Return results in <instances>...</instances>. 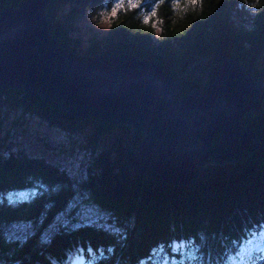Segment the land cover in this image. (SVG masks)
<instances>
[{
    "label": "trees",
    "instance_id": "obj_1",
    "mask_svg": "<svg viewBox=\"0 0 264 264\" xmlns=\"http://www.w3.org/2000/svg\"><path fill=\"white\" fill-rule=\"evenodd\" d=\"M21 1L0 0V11ZM113 2L49 0L48 30L79 60L125 53L157 64L181 81L180 95L197 87L207 96L225 57L264 84V0L123 4L85 54L75 53L70 46L77 22L107 14ZM245 5L251 8L243 15ZM31 116L78 146L77 166L5 147ZM242 123L260 141L250 156L206 164L186 184L160 183L126 166L141 132L68 114L19 88H0V264L229 262L241 246L251 248L247 240L264 227V85ZM20 191L25 198H13ZM14 223H26L23 238L6 233Z\"/></svg>",
    "mask_w": 264,
    "mask_h": 264
},
{
    "label": "water",
    "instance_id": "obj_2",
    "mask_svg": "<svg viewBox=\"0 0 264 264\" xmlns=\"http://www.w3.org/2000/svg\"><path fill=\"white\" fill-rule=\"evenodd\" d=\"M48 1L22 0L0 11V86L141 132L126 166L160 183H189L206 162L239 161L259 146L241 120L264 84L239 62L220 61L207 96L197 87L180 95L181 81L146 59L69 55L48 30Z\"/></svg>",
    "mask_w": 264,
    "mask_h": 264
},
{
    "label": "rangeland",
    "instance_id": "obj_3",
    "mask_svg": "<svg viewBox=\"0 0 264 264\" xmlns=\"http://www.w3.org/2000/svg\"><path fill=\"white\" fill-rule=\"evenodd\" d=\"M139 1L140 0H114L112 7L110 8L107 14L100 13L99 17H96V18L86 17L82 20H79L77 22V25L75 26V30L71 32L72 38L75 39V44H72L70 48H72L75 51V53L79 54L80 56H83L87 50V46L90 40L93 39L94 36L99 37L103 33H105V31L107 30L108 24H109V20H110L109 14H112L115 8L123 4L136 5ZM67 8L68 7L65 6L62 10H60V12L66 10ZM249 8H251V6L245 5L242 8V14L245 15V12L248 11ZM0 88L22 89L21 87H12V86H4V87L0 86ZM22 90L28 93L27 91H25V89H22ZM55 107L60 109L57 106ZM62 111L66 112L65 110H62ZM66 113L77 115V116H82L76 113H69V112H66ZM30 118H31V121L29 123V126L26 127L24 131L22 132V133L24 132L26 133L25 134H22L20 132L11 133L10 134L11 136L5 142V145H6L5 147L10 148L11 150H17L18 148H21L23 150L25 149L24 151L27 152L28 154L43 156L45 158L44 160L46 161L47 160H50V161L58 160L61 162H67L71 164L72 166H77L78 160L79 158H81V154H80L81 151L79 150L78 146L75 143L74 145H72L69 141V138L65 137V135L61 131L57 130L55 127L44 126L43 124L39 122V120L35 116H31ZM214 138L217 139V136H214ZM252 153H250L248 156H250ZM242 160L233 161V162H240ZM225 163H230V161L219 162V163L206 162V164H216V165L225 164ZM26 195L27 194H24V193H18L13 198H18V199L25 198ZM26 228H27L26 223H14L11 226H7L6 233L9 236H11L10 239H21L26 234Z\"/></svg>",
    "mask_w": 264,
    "mask_h": 264
},
{
    "label": "snow or ice",
    "instance_id": "obj_4",
    "mask_svg": "<svg viewBox=\"0 0 264 264\" xmlns=\"http://www.w3.org/2000/svg\"><path fill=\"white\" fill-rule=\"evenodd\" d=\"M178 243H182V242H178ZM193 259H195V257H193ZM231 259H232V257L229 256L228 260H231ZM165 264H167V261H165ZM174 264H175V261H174ZM181 264H184V262L181 261ZM225 264H228V261H225ZM260 264H264V261L260 262Z\"/></svg>",
    "mask_w": 264,
    "mask_h": 264
},
{
    "label": "bare ground",
    "instance_id": "obj_5",
    "mask_svg": "<svg viewBox=\"0 0 264 264\" xmlns=\"http://www.w3.org/2000/svg\"><path fill=\"white\" fill-rule=\"evenodd\" d=\"M48 27V26H47ZM67 52V51H66ZM68 53V52H67ZM69 54V53H68ZM69 55H71V54H69ZM71 56H73V55H71ZM74 57V56H73ZM75 58V57H74ZM77 59V58H76ZM82 116H86V115H82ZM104 121V120H103ZM104 122H106V121H104ZM106 123H108V124H111V123H109V122H106ZM23 182H25V181H23ZM16 184H18V183H16ZM16 184H14V185H16Z\"/></svg>",
    "mask_w": 264,
    "mask_h": 264
}]
</instances>
